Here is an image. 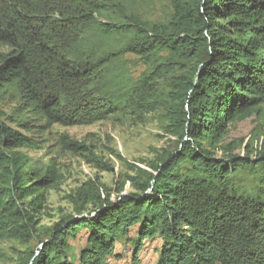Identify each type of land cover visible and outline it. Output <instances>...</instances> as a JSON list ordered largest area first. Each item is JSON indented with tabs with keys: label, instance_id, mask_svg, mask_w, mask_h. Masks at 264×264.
I'll return each instance as SVG.
<instances>
[{
	"label": "trees",
	"instance_id": "1",
	"mask_svg": "<svg viewBox=\"0 0 264 264\" xmlns=\"http://www.w3.org/2000/svg\"><path fill=\"white\" fill-rule=\"evenodd\" d=\"M148 1L0 0V98L24 127L119 114L145 123L162 111L181 144L132 178L136 191L112 199L97 182L80 190L74 212L42 233L57 164L16 151L30 138L0 116V239L40 243L20 264H118L124 235L135 261L156 234L157 264H264V146L252 157L224 144L231 125L264 105V0H172L160 22L140 15ZM131 54L148 65L137 78ZM62 142L112 169L85 144ZM259 165L251 189L239 184Z\"/></svg>",
	"mask_w": 264,
	"mask_h": 264
},
{
	"label": "rangeland",
	"instance_id": "2",
	"mask_svg": "<svg viewBox=\"0 0 264 264\" xmlns=\"http://www.w3.org/2000/svg\"><path fill=\"white\" fill-rule=\"evenodd\" d=\"M139 4L140 15L149 22L164 21L168 11L173 10L172 0H149L145 5ZM163 54L167 56L169 53ZM127 58L136 61L137 66L133 68L135 78L148 68L145 59L140 56L131 54ZM14 106L15 103L10 98H0L1 119L23 136L30 138L29 147L15 150L32 157L39 165L56 163L59 170L56 182L44 190L45 196L39 211L42 233L61 217L74 212L73 199L78 197L80 190L84 195L97 182L103 186V193L110 195L112 199L121 194L120 190L123 191L122 194L136 191L132 178L141 170H148L152 163L161 161L169 151L181 146L180 140L172 132L173 127L167 112L161 111L145 123H138L135 119L119 114L92 125L55 124L48 127L44 123L30 120L32 122L24 127L23 120L12 113ZM229 128L224 144L234 150L235 155L244 156L249 150L253 157L264 146V105L259 112ZM65 135L90 147L96 157L103 159L112 169L106 170L99 163L92 162L94 156L89 151L75 150L64 144L62 138ZM261 170L262 165L256 166L254 170L245 168L240 173L239 184L251 189L259 176L257 171ZM81 234L83 229L80 236L71 241V257L78 255L76 250L84 243ZM127 236H121L117 242V250L123 253L118 264L159 262L164 244L161 235L148 237L135 261L132 259V244ZM130 236H135V232ZM43 237L47 238V235ZM39 244L37 239L27 244L0 239V264H20L25 252L29 249L36 250Z\"/></svg>",
	"mask_w": 264,
	"mask_h": 264
},
{
	"label": "crops",
	"instance_id": "3",
	"mask_svg": "<svg viewBox=\"0 0 264 264\" xmlns=\"http://www.w3.org/2000/svg\"><path fill=\"white\" fill-rule=\"evenodd\" d=\"M82 235H83V234H82ZM119 261H120V259H119ZM119 261H118V262H119Z\"/></svg>",
	"mask_w": 264,
	"mask_h": 264
}]
</instances>
